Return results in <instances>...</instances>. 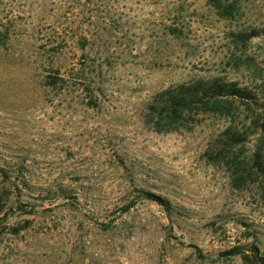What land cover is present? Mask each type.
<instances>
[{"label": "rangeland", "instance_id": "374dc122", "mask_svg": "<svg viewBox=\"0 0 264 264\" xmlns=\"http://www.w3.org/2000/svg\"><path fill=\"white\" fill-rule=\"evenodd\" d=\"M214 77L252 98L158 131V92ZM241 245L264 254V0H0V264H244Z\"/></svg>", "mask_w": 264, "mask_h": 264}, {"label": "trees", "instance_id": "16d2710c", "mask_svg": "<svg viewBox=\"0 0 264 264\" xmlns=\"http://www.w3.org/2000/svg\"><path fill=\"white\" fill-rule=\"evenodd\" d=\"M230 98H252L245 89L239 87L235 82H227L219 77L210 79H198L189 83L172 86L158 92L148 107V116L159 132H173L183 128H190L187 124L188 116L193 113H217L223 112L222 103L229 102ZM229 111V108H227ZM165 127V128H163ZM230 147H234L245 141V136L237 133L227 132ZM253 162L259 166L262 164V156L259 152L253 157ZM147 199L156 201L166 206V201L161 197L148 193ZM248 237V236H247ZM236 246L228 251L226 255H239L244 264H264V254L256 245Z\"/></svg>", "mask_w": 264, "mask_h": 264}]
</instances>
